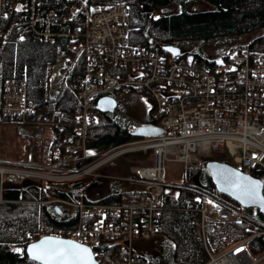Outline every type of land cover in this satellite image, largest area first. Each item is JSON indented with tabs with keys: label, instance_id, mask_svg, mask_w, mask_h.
I'll list each match as a JSON object with an SVG mask.
<instances>
[{
	"label": "built area",
	"instance_id": "2783aa9c",
	"mask_svg": "<svg viewBox=\"0 0 264 264\" xmlns=\"http://www.w3.org/2000/svg\"><path fill=\"white\" fill-rule=\"evenodd\" d=\"M6 1L0 0V42L4 35L2 22L7 16ZM18 1L19 10L30 13L31 26L39 18L40 21L54 20L55 13L34 12L33 0ZM75 1H71L68 17H62L63 22L72 20L76 26L74 31L68 32L62 24L57 34L70 37L73 55L81 53L85 61L74 118L62 120V112L56 111V121L34 120L37 108L28 97L26 80L12 79L4 83L2 111L16 118L18 132L34 140L38 130L45 133L49 129L50 139L42 143L39 153L35 144L30 145L25 160L0 159V201L6 202L3 189L7 184L17 185L34 177L24 172L40 174L42 183L70 182L69 177L81 172L83 163H93L91 160L95 157L88 151L86 134L87 127L98 121V101L102 97L120 101L124 96L139 94L151 98L153 117L159 119L164 134L138 137L133 143L115 146L119 149L131 143L117 152L118 155L152 151L153 165L136 168V177L121 179L141 187L138 191L148 192L146 196L119 202L85 200L82 195L75 199L51 197L44 202H16L42 203L68 210L61 220L70 224L41 222L39 238L60 237L87 245L100 264H158L143 258L135 250L134 241L148 240L157 234L162 212L181 209L178 188L182 184L164 182L166 160L178 163L185 172L200 167L211 152L227 151L238 170L255 178L263 176L264 52L233 50L205 58L181 52L174 55L158 46L129 45L127 7L106 5L104 13L99 15L95 14L99 8L87 4L79 7ZM40 28H44L43 23ZM33 30L35 38L56 36L50 31L44 33L46 28ZM46 39L54 41V37ZM69 57L52 70L49 89L53 94H58L64 80L60 71L66 70L74 60ZM113 68L117 71H110ZM107 152L101 154L107 157ZM4 169L18 171L20 175H9L4 181ZM185 187L196 192L199 228L208 255L203 264H257L264 260L249 252V239L233 242L219 253H212L206 241L218 224L250 217L241 206L226 202L215 193L193 185Z\"/></svg>",
	"mask_w": 264,
	"mask_h": 264
},
{
	"label": "trees",
	"instance_id": "16d2710c",
	"mask_svg": "<svg viewBox=\"0 0 264 264\" xmlns=\"http://www.w3.org/2000/svg\"><path fill=\"white\" fill-rule=\"evenodd\" d=\"M14 1L18 0L6 1L4 9L7 16L2 22L4 35L0 42V125L17 123L16 118L9 117L2 111L4 83L12 79L26 80L28 97L37 107L34 120H55L56 110L62 112V120H70L79 102L78 83L85 74L83 55L80 53L73 60L62 88L55 97L50 96L49 77L53 66L72 56L74 52L70 37L57 35L62 24L68 32L74 31L76 27L72 20L62 22V17L68 15L71 2L36 0L37 12L53 10L56 15L53 21H40L39 18L31 26L30 13L13 9ZM86 1L127 7L130 19L129 45L158 46L163 49L173 46L179 48L182 54L191 53L205 58L217 52L249 48L264 51V35H255L264 29V0ZM170 6L177 11H171ZM41 23L44 28H40ZM35 28H49L51 33L56 34L54 41L35 38ZM252 34L254 36L248 38L246 43H240V37ZM236 39L238 43H228L229 40ZM204 45L211 48L207 50L208 47ZM145 122L159 124L160 121L149 116ZM138 125L139 122L129 116L98 112V121L87 130L89 153L96 157L108 148L136 139L131 131ZM130 156L137 159L142 154ZM219 156L221 159L217 161L233 165L227 154ZM210 160L213 159H204L200 167L190 168L180 182L182 186L178 188V198L182 210L169 209L161 213L157 234L166 241L163 256L168 264H203L208 260L199 228V214L196 211L198 204L194 199L196 192L185 186L193 185L215 193L226 202L239 205L215 189L206 170V163ZM257 179L264 185V174L262 177L257 176ZM87 187L89 186H85L80 180L43 185L34 180H26L18 185H7L3 189V199L6 202L0 201V264H39L27 257L26 247L39 239L40 223L70 224L56 218L58 210L52 205L16 201L44 202L51 197L72 199L79 197L80 191ZM147 193L133 189L115 190L99 201L140 200ZM244 211L250 219L218 224L214 232L208 235L206 245L212 253H219L229 244L243 239H249L247 249L252 255L264 252L263 217L255 208H244ZM141 256L152 261L157 259L160 264V257Z\"/></svg>",
	"mask_w": 264,
	"mask_h": 264
},
{
	"label": "rangeland",
	"instance_id": "374dc122",
	"mask_svg": "<svg viewBox=\"0 0 264 264\" xmlns=\"http://www.w3.org/2000/svg\"><path fill=\"white\" fill-rule=\"evenodd\" d=\"M33 1L36 5V0H33ZM68 1L71 2L72 0H68ZM17 3H20V2L19 1L13 2L12 8L14 7L13 9L18 11L21 8H20L19 4H17ZM76 4L79 7H82V6L87 4V6L91 5L95 8H99V9L95 10V14H99V15L103 14L104 11L106 10V8H104L106 6V4L92 3V2H89L86 0H77ZM71 5H72V3L70 4L69 7H71ZM169 8H171V11H174V12L177 11V9L175 7L170 6ZM33 11L37 12L35 9H33ZM19 12H23V10L22 11L19 10ZM49 12L55 13V11L49 10L48 12H45V14L49 13ZM67 16H65V17L67 18ZM88 17H90V15H88ZM35 18L36 17L34 16V19ZM98 19L99 18H96L97 21H98ZM46 29L47 30L44 33L49 32V28H46ZM255 35H257V36L264 35V29H262L261 31H258ZM253 36H254V34H252L249 37L248 36L240 37L239 38L240 43H246L248 38H252ZM42 37L44 39H46V38H53L55 36H42ZM128 42H129V38H128ZM230 42L238 43V39L229 40L228 43H230ZM225 43H227V41H225ZM204 47H208V46L204 45ZM210 48L211 47H208L207 50ZM252 50H254V49H252ZM261 52H264V51H261ZM77 56L78 55H76V56L72 55L71 57H69V56L68 57L73 60ZM58 63H56V64H58ZM72 65L73 64H69L68 67L66 68V70L60 71V73L63 74L64 80H65V76L67 75L68 70L71 68ZM54 66H53V68H54ZM53 68H52V70H53ZM110 71L116 72L117 70L113 68V69H110ZM64 80L61 83L60 90L62 88ZM60 90H59V92H60ZM27 91H28V86H27ZM49 92H50L51 97H55L59 94V92H58V94H53L50 89H49ZM78 100H79V93H78ZM78 104H79V102H78ZM35 106H36V104H35ZM77 107H78V105H77ZM151 109H153L152 112H150ZM56 111H59V110H56ZM56 111H54V116H56L55 115ZM59 112H61V111H59ZM74 112H75V110H74ZM74 112H73L72 118L70 120H72L74 118ZM98 112H100L99 109H98ZM98 112H97V116H98ZM153 112H154V102L151 98H147V97L139 95V94H130V95L122 97V99L120 101H117V107L114 110V112H112V113L122 114L123 116L125 115V116L132 117L133 119H135L139 122L138 126H140L144 123H153L155 125L160 126V122H159V124H156L154 122H145L147 119H149V116H151L152 119L159 121V119H156L153 117ZM7 116L10 117V115H7ZM52 121H56V119L52 120ZM52 121H47V122H52ZM93 124H95V123H93ZM46 127H49V125H47ZM88 127H87V130H88ZM137 127H135V129ZM235 127H237V126H235ZM27 129H30V128H27ZM46 131L47 132L44 133V131L42 129L38 130L36 132L35 139L32 140L31 138H29V136H24V134L19 133L18 132V126H16V124L14 125V124L8 123V124L0 125V159H6V161L25 160L27 158V152L30 148V145H33V144L36 145L37 152L39 153L42 143L46 139L47 140L50 139L49 129H46ZM136 138L137 139L132 140L131 143H133V141L139 140L138 137H136ZM87 141H88V135L86 134V145L88 148ZM130 144H128V145H130ZM128 145H125L124 148H119L121 150L115 149V146L108 148L107 149L108 150L107 157L105 154L102 155L101 153H99L100 154V155L98 154L99 156H97L91 160V161H93V163H91L89 165H87L88 162L85 164L83 163V165L81 166V168H82L81 172L73 173L69 177L70 182L77 181L76 179H78V181L79 180L83 181L85 186H89V187H87V189L85 188V189L80 191V193H81L80 196L82 195L84 199L86 198V199H90V200H100V199H103L105 196H107L108 193L114 192L115 190L129 191V190L133 189L134 191H137L138 188H141V187L133 186L129 182L123 181L121 179H124L123 177H127V178L133 177L132 175L136 174L135 173L136 168H146V167H150L151 165H153L154 164V158L152 156V151L151 152L148 151L146 153L137 151V152L125 153L122 155L116 154L117 152L122 151L123 149L128 147ZM107 150H105V151H107ZM226 152H224V151H221V152L220 151L219 152L213 151L208 156H206L205 159L211 158V159L217 161V159H221L219 154L224 153V154H227L229 156V154ZM133 154H142V157L137 158V159H132L130 155H133ZM110 161H112V162H110ZM112 164H114V165H112ZM180 169H181V166L178 163H176L174 161H170V160L167 161L166 160L165 166H164V182H166V183L182 182V180L185 177L186 172H182ZM24 173H26L25 175L34 176V177L27 178V180H34V181L41 183L42 185L45 184V183H42L39 181L40 180L39 176H41L40 174H32L30 172H24ZM14 174L20 175L18 171H14V170H10V169H4L3 170L4 181H6L7 176L14 175ZM5 183H8V182H5ZM49 183H53V182H49ZM7 185H9V184H7ZM72 199H75V198H72ZM101 202H103V201H101ZM59 209H61V210H60V212H58V215L56 218L61 219V217L66 212H68V210L65 208H62V207H59ZM243 210H244V208H243ZM152 241H153L154 245L157 246L155 250H156V253L161 258L160 264H168V261L163 256V253H165V249H166V241H164L159 236V234H156L155 236L152 237V239H148V240L147 239H142V240L136 239L134 241L135 250L139 254H142L141 248H143V247L144 248H151ZM254 256H257L258 259H259V257H261V259H262L264 257V252L261 253L260 255H254ZM263 263H264V260H262V261L259 260L257 264H263Z\"/></svg>",
	"mask_w": 264,
	"mask_h": 264
},
{
	"label": "water",
	"instance_id": "95a60500",
	"mask_svg": "<svg viewBox=\"0 0 264 264\" xmlns=\"http://www.w3.org/2000/svg\"><path fill=\"white\" fill-rule=\"evenodd\" d=\"M164 49L174 55L180 53L177 47L167 46ZM116 107L117 101L111 97H102L98 101V109L101 113H112ZM164 132L163 127L159 125L144 123L132 130L131 134L134 137H158L162 136ZM206 170L217 192L229 197L243 208L257 209L264 220V185L259 179L238 170L230 164L216 160L208 161ZM248 191L254 193V198L249 197ZM55 208L60 212L59 207L56 206ZM41 245L66 249L69 251V255L63 258L36 260L33 257L32 250L34 246ZM26 255L30 260L39 264H100L89 246L70 239L53 236H44L29 243L26 247Z\"/></svg>",
	"mask_w": 264,
	"mask_h": 264
},
{
	"label": "snow or ice",
	"instance_id": "6c2138e0",
	"mask_svg": "<svg viewBox=\"0 0 264 264\" xmlns=\"http://www.w3.org/2000/svg\"><path fill=\"white\" fill-rule=\"evenodd\" d=\"M247 194L250 198H254V193L248 191ZM86 251V250H85ZM34 259L36 260H48L54 258H63L69 255V251L66 249L47 247L46 245L34 246L32 250Z\"/></svg>",
	"mask_w": 264,
	"mask_h": 264
},
{
	"label": "flooded vegetation",
	"instance_id": "af4514ba",
	"mask_svg": "<svg viewBox=\"0 0 264 264\" xmlns=\"http://www.w3.org/2000/svg\"><path fill=\"white\" fill-rule=\"evenodd\" d=\"M152 239V238H151ZM156 247L152 241L151 248H141V253L144 256L156 257L159 258L160 256L156 253ZM158 255V256H157Z\"/></svg>",
	"mask_w": 264,
	"mask_h": 264
},
{
	"label": "crops",
	"instance_id": "0c3cea01",
	"mask_svg": "<svg viewBox=\"0 0 264 264\" xmlns=\"http://www.w3.org/2000/svg\"><path fill=\"white\" fill-rule=\"evenodd\" d=\"M112 165H114V164H112ZM232 166H234V165H232ZM236 168V167H235ZM181 170V169H180ZM188 171V170H187ZM187 171H185V172H187ZM182 172H184V171H182ZM183 181V180H182ZM158 263V262H157Z\"/></svg>",
	"mask_w": 264,
	"mask_h": 264
}]
</instances>
